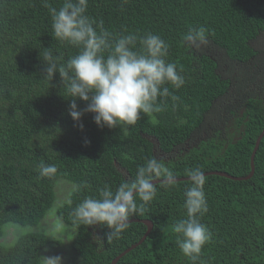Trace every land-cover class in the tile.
I'll return each instance as SVG.
<instances>
[{"label": "trees", "instance_id": "16d2710c", "mask_svg": "<svg viewBox=\"0 0 264 264\" xmlns=\"http://www.w3.org/2000/svg\"><path fill=\"white\" fill-rule=\"evenodd\" d=\"M48 3L59 9L63 0ZM86 14L103 20L114 37L153 33L164 39L167 61L185 78L179 90L166 85L180 99L175 107L168 99L162 111L142 114L127 131L100 128L85 113L81 130L68 114L72 97L59 74L48 82L40 58L50 48L64 63L78 49L54 37L43 0H0V238L9 222L39 225L65 183L57 215L75 229L67 264H112L134 245L116 264H192L177 247L174 231L187 218L190 178L165 179L189 177L197 167L236 177L250 173L264 129V0H88ZM198 28L207 43H186L189 29ZM150 158L162 166L150 181L155 196L145 203L137 195V211L129 217L152 221L142 242L137 244L148 229L143 221L128 222L109 241L106 227L75 220L73 211L84 198H98L104 185L115 190L132 183L138 166ZM41 161L55 165L56 173L41 177ZM254 165L247 179L204 175L208 212L200 221L212 239L202 250V264H264V136ZM58 236L33 230L13 244L0 243V264H43L42 251L52 242L45 261L53 264L48 257H58Z\"/></svg>", "mask_w": 264, "mask_h": 264}, {"label": "clouds", "instance_id": "9594fccd", "mask_svg": "<svg viewBox=\"0 0 264 264\" xmlns=\"http://www.w3.org/2000/svg\"><path fill=\"white\" fill-rule=\"evenodd\" d=\"M43 6L49 10L54 37L78 49L64 63L50 48L40 52V58L48 82L59 74L62 86L72 97L68 114L81 130L80 121L85 113L93 114V121L100 128L127 131L142 114L162 111L166 100L176 106L180 97L166 85L179 90L185 78L182 69L177 71V65L167 61L169 44L159 35L121 33L114 37L103 20L86 14L88 0H63L59 9L43 0ZM184 40L196 47L207 43L202 28L189 29ZM77 101L86 106L81 109ZM161 167L156 159L150 158L138 166L132 183L122 182L115 190L104 185L98 190V198L86 197L76 206L75 220L85 227L102 225L108 229L106 240L118 239L128 227L129 217L137 211V195L145 203L154 198L156 189L150 181ZM38 168L41 177H50L57 171L55 165L44 161ZM166 174L171 176L172 172ZM188 175L191 183L184 193L187 218L174 226L178 234L176 245L192 264H202V250L212 239L211 231L200 221L208 212L203 190L205 179L199 167L190 169Z\"/></svg>", "mask_w": 264, "mask_h": 264}, {"label": "rangeland", "instance_id": "374dc122", "mask_svg": "<svg viewBox=\"0 0 264 264\" xmlns=\"http://www.w3.org/2000/svg\"><path fill=\"white\" fill-rule=\"evenodd\" d=\"M58 184V183H57ZM61 185V184H60ZM68 189L67 184H62L59 188V195L61 197H65L64 192L65 190ZM56 198L52 208L47 212V216L40 222L39 225L37 226H23L19 224H14V223H6L4 225V235L0 238V243L3 244H13L17 238L24 233L33 231V230H38V231H45L50 237L51 235L56 238L55 236L60 235L58 237H61V243L57 245L59 247L58 250L53 251L55 254L58 255L57 258L59 260L54 261L51 257H48V261L53 264H67V262L73 257L74 254H69L68 252L72 250V243L75 237V229L67 225L66 223L63 222V220L57 215V210L60 207V205L64 202L61 201L60 198ZM68 199V198H67ZM66 199V200H67ZM50 214H53L50 216ZM49 219V220H48ZM69 232L70 236L69 238L64 235V233ZM63 234V236H62ZM52 238V237H51ZM53 244H49L44 250L42 251V261L43 264H47L45 261V253L50 250V246ZM63 249H62V247ZM49 256H52L49 254Z\"/></svg>", "mask_w": 264, "mask_h": 264}, {"label": "water", "instance_id": "95a60500", "mask_svg": "<svg viewBox=\"0 0 264 264\" xmlns=\"http://www.w3.org/2000/svg\"><path fill=\"white\" fill-rule=\"evenodd\" d=\"M264 136V129L263 131L261 132V134L258 136L257 138V141H256V144H255V147H254V150L252 152V155H251V171L248 175L244 176V177H236V176H233V175H230V174H227L225 172H222V171H213V172H206V173H203L204 175L206 174H209V173H216V174H220V175H225V176H228V177H231V178H234V179H247L249 177H251L255 171V165H254V160H255V155H256V152L259 148V145H260V142H261V139L263 138ZM185 178H189V177H176V178H166L165 181H172V180H183ZM152 183V182H151ZM132 221H143L147 224L148 226V229H147V232L145 233V235L142 237V239L137 243L139 244L140 242H142V240H144V238H146V236L148 235V233L151 231L152 229V226H153V223L151 220L149 219H144V220H140V219H137V218H131L129 219L128 222H132ZM136 244V245H137ZM135 246V245H134ZM134 246L128 248L127 250H125L124 252H122L120 255H118V257H116L112 264H116V262L118 261V259L120 257H122L125 253H127L129 250H131Z\"/></svg>", "mask_w": 264, "mask_h": 264}]
</instances>
